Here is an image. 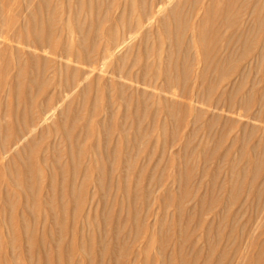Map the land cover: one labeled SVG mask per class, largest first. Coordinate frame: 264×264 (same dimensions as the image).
Wrapping results in <instances>:
<instances>
[{"label":"bare ground","instance_id":"obj_1","mask_svg":"<svg viewBox=\"0 0 264 264\" xmlns=\"http://www.w3.org/2000/svg\"><path fill=\"white\" fill-rule=\"evenodd\" d=\"M218 21L226 34L216 32ZM202 106L214 112L206 116ZM189 121L192 128L182 131ZM155 126L163 144L143 146ZM199 127L202 138L215 142L213 148L201 142L202 166L192 158L196 147L187 149ZM183 135L171 151L180 158L178 182L198 166L208 172L219 146L232 138L224 158L241 145L236 160L226 163L230 199L247 188L261 200L264 0L0 1V264H36L39 211L47 225L53 210L63 222L65 202L79 210L85 186L138 184L147 168H137V160L163 156ZM219 170L214 165L209 187L217 185ZM57 198L64 202L54 203Z\"/></svg>","mask_w":264,"mask_h":264},{"label":"rangeland","instance_id":"obj_2","mask_svg":"<svg viewBox=\"0 0 264 264\" xmlns=\"http://www.w3.org/2000/svg\"><path fill=\"white\" fill-rule=\"evenodd\" d=\"M10 10L9 14L12 12V9ZM193 20H195V16ZM215 26H217L215 29H218L216 30L218 35L226 34L222 21H218ZM152 37L155 39L154 34L151 35ZM150 42L153 40L151 39ZM195 49L194 46L193 52L199 54L200 52ZM195 65L194 68L198 70V65ZM148 91L151 93L150 89ZM168 98L172 99V97ZM174 100L178 101L179 99L175 98ZM202 107L207 113L206 116H210L214 112V109L207 110L208 108ZM226 114L233 118L237 117L236 113L231 114V112H224L223 116L227 117ZM233 114L236 116H232ZM189 122V125H186L187 129L184 126L182 131L186 132L192 128L193 123ZM222 123L223 120L220 124ZM141 128L146 129L147 124L144 122ZM199 128V135L190 137L192 143L190 148L187 147L189 151L196 147L193 149L192 158L197 165H201L204 160V152L202 147L200 148L203 146L202 143H205L209 148H213L215 145L213 140L206 141L204 137H201L204 128ZM216 128L220 127L216 126ZM154 129V135L152 138L146 137L143 146L149 147L155 144L158 147L163 144L165 138L160 136L159 127L155 126ZM237 130L235 128L232 133H237ZM169 131L172 130L169 128ZM233 134L231 135L233 136ZM156 135H158V139ZM184 136L176 139L173 148L166 147L164 151L166 153H163V156H160L158 151L159 153L150 160L142 157L137 160V168L141 166L147 168L138 184L131 181L122 187L118 185L119 188L117 185H112L102 188V190H95L92 184L85 186L79 210L75 208L74 202H65L64 205L67 206V209L64 214L67 216L64 217L62 214L63 222L56 221L54 215L57 214L53 210L54 213H50L47 225L45 215H42L44 213L42 210L39 211L35 226H37L36 232L39 233H37V237H39L40 249L34 250V262L37 264V260L45 257L50 264H262V261L264 263V258L263 260L261 258L262 254L264 255V191L261 193V200H257L255 190L244 188L238 190L235 199L231 200L232 195L230 196V194L232 193L229 188L224 186L223 182L230 175L226 163L236 160L237 149L241 144L238 143L234 146L235 149L231 151L229 158H224L225 150L230 145L232 138L228 139L219 146L220 148L215 154L216 157L209 161L210 170L208 172H203L202 165L198 166L191 174V178L187 182L181 183L177 181L178 175L175 171V165L180 158L173 156L174 153L171 151L180 148L186 138ZM49 140H54V138L50 137ZM167 140L172 139L168 137ZM170 158L172 161L168 160ZM167 161L172 164L163 170L161 167ZM155 163L158 165L157 167H154ZM217 164L221 170L215 174L217 185L212 188L207 183L212 181L211 173H213L214 165L217 166ZM113 173L112 178L118 180L120 172ZM133 177L139 179L136 173L133 174ZM262 179L264 177H261ZM46 191L43 193L44 200L46 196L48 197ZM166 195L169 198L167 202L164 200ZM180 197L183 198L181 203L178 201ZM215 198L214 205L213 203L210 205V200ZM63 202L59 198L54 203L61 205ZM41 205L47 206L43 203ZM53 206L55 209L56 204ZM256 253H262L260 254L261 259ZM258 258L260 261L257 260Z\"/></svg>","mask_w":264,"mask_h":264}]
</instances>
